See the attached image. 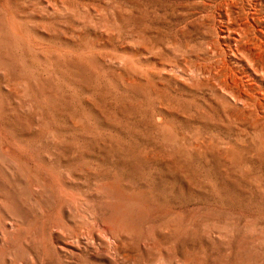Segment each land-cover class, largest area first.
<instances>
[{
  "label": "rangeland",
  "instance_id": "1",
  "mask_svg": "<svg viewBox=\"0 0 264 264\" xmlns=\"http://www.w3.org/2000/svg\"><path fill=\"white\" fill-rule=\"evenodd\" d=\"M0 264H264V0H0Z\"/></svg>",
  "mask_w": 264,
  "mask_h": 264
},
{
  "label": "bare ground",
  "instance_id": "2",
  "mask_svg": "<svg viewBox=\"0 0 264 264\" xmlns=\"http://www.w3.org/2000/svg\"><path fill=\"white\" fill-rule=\"evenodd\" d=\"M255 62H256V61H255ZM253 70H255V69H253ZM262 71H263V70H262ZM255 72H256V70H255ZM261 73H262V72H261ZM259 75L261 76L262 74H258V76H259ZM249 79H250V78H249Z\"/></svg>",
  "mask_w": 264,
  "mask_h": 264
}]
</instances>
